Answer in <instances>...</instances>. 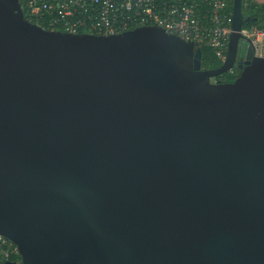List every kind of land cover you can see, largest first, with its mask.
Wrapping results in <instances>:
<instances>
[{"label": "water", "instance_id": "water-1", "mask_svg": "<svg viewBox=\"0 0 264 264\" xmlns=\"http://www.w3.org/2000/svg\"><path fill=\"white\" fill-rule=\"evenodd\" d=\"M250 21L234 0L227 58L204 69L159 26L52 31L0 0V235L21 254L4 264H264Z\"/></svg>", "mask_w": 264, "mask_h": 264}, {"label": "built area", "instance_id": "built-area-1", "mask_svg": "<svg viewBox=\"0 0 264 264\" xmlns=\"http://www.w3.org/2000/svg\"><path fill=\"white\" fill-rule=\"evenodd\" d=\"M24 17L37 26L72 34L115 35L144 26H159L170 34L214 50L227 58L234 0H20ZM254 54H264V28L244 26ZM233 68L228 74L235 75ZM21 262L17 245L0 235V263Z\"/></svg>", "mask_w": 264, "mask_h": 264}, {"label": "trees", "instance_id": "trees-1", "mask_svg": "<svg viewBox=\"0 0 264 264\" xmlns=\"http://www.w3.org/2000/svg\"><path fill=\"white\" fill-rule=\"evenodd\" d=\"M246 7H249L248 13L251 15L250 16L251 21L245 22L244 26L257 25L259 28H264V3L263 4H259L256 2L249 3L248 0H243V8ZM221 65L222 62L217 59L214 50L211 47L202 46V67L204 69H212V68H217ZM234 77L235 75L225 74L223 76H220L218 79L222 81H232Z\"/></svg>", "mask_w": 264, "mask_h": 264}, {"label": "flooded vegetation", "instance_id": "flooded-vegetation-1", "mask_svg": "<svg viewBox=\"0 0 264 264\" xmlns=\"http://www.w3.org/2000/svg\"><path fill=\"white\" fill-rule=\"evenodd\" d=\"M243 11H244V15L247 17V16H251L248 12H249V7H246V8H243ZM245 51L248 52V47H245Z\"/></svg>", "mask_w": 264, "mask_h": 264}, {"label": "rangeland", "instance_id": "rangeland-1", "mask_svg": "<svg viewBox=\"0 0 264 264\" xmlns=\"http://www.w3.org/2000/svg\"><path fill=\"white\" fill-rule=\"evenodd\" d=\"M249 3H253V2H256V3H259V4H263L264 3V0H248Z\"/></svg>", "mask_w": 264, "mask_h": 264}]
</instances>
